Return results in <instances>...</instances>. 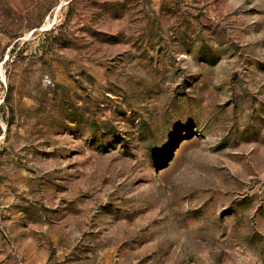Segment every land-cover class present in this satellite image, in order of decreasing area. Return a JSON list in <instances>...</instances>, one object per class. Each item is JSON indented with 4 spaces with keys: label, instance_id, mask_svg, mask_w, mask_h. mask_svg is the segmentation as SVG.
Segmentation results:
<instances>
[{
    "label": "rangeland",
    "instance_id": "obj_1",
    "mask_svg": "<svg viewBox=\"0 0 264 264\" xmlns=\"http://www.w3.org/2000/svg\"><path fill=\"white\" fill-rule=\"evenodd\" d=\"M0 264H264V0H0Z\"/></svg>",
    "mask_w": 264,
    "mask_h": 264
}]
</instances>
